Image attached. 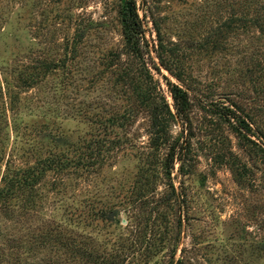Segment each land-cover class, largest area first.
Masks as SVG:
<instances>
[{
	"label": "rangeland",
	"instance_id": "374dc122",
	"mask_svg": "<svg viewBox=\"0 0 264 264\" xmlns=\"http://www.w3.org/2000/svg\"><path fill=\"white\" fill-rule=\"evenodd\" d=\"M137 3L144 60L121 0H0V188L37 176L0 201V264H264V0Z\"/></svg>",
	"mask_w": 264,
	"mask_h": 264
},
{
	"label": "trees",
	"instance_id": "16d2710c",
	"mask_svg": "<svg viewBox=\"0 0 264 264\" xmlns=\"http://www.w3.org/2000/svg\"><path fill=\"white\" fill-rule=\"evenodd\" d=\"M120 16L123 28V34L127 46L130 48L131 52L135 57L144 60L145 53L150 54L151 49L149 47L148 39L146 38V31L144 29V23L139 13L137 0H121ZM155 46V45H154ZM157 51V56L160 59L161 64L165 65L164 58L161 53ZM154 68L160 70L157 63L153 60ZM166 66V65H165ZM167 67V66H166ZM170 94L174 100L173 107L175 113L170 114L174 117L175 115L182 121L184 125L190 124V111H191V98L190 93L180 84L168 81ZM228 112L222 114V116L228 122L232 123L238 133L242 134V130L251 131V127L246 123V120L237 115L234 110L227 108ZM232 118H235L236 125L232 122ZM168 119L162 114L154 109L151 116V126L152 134L155 141L164 142L167 136L166 126ZM259 149L264 153V144H257ZM189 146V138H181L180 136L175 139V141L170 145L167 158L165 162V167L168 172L171 171L174 164L179 161L182 164L184 157L187 154V148ZM35 167L27 169L21 176L18 174L12 177H4L5 186L0 188V201L5 200L14 188L15 185H32L36 175L34 173Z\"/></svg>",
	"mask_w": 264,
	"mask_h": 264
}]
</instances>
